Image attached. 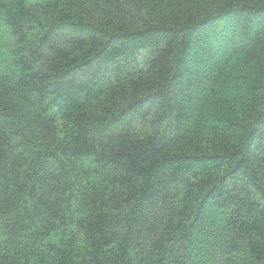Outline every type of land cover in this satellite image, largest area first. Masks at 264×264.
<instances>
[{
  "label": "trees",
  "instance_id": "1",
  "mask_svg": "<svg viewBox=\"0 0 264 264\" xmlns=\"http://www.w3.org/2000/svg\"><path fill=\"white\" fill-rule=\"evenodd\" d=\"M0 264H264V0H0Z\"/></svg>",
  "mask_w": 264,
  "mask_h": 264
}]
</instances>
